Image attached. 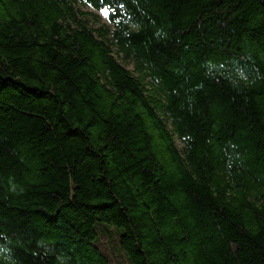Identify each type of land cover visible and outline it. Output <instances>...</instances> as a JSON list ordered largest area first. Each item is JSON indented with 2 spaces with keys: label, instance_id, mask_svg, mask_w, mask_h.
<instances>
[{
  "label": "trees",
  "instance_id": "obj_1",
  "mask_svg": "<svg viewBox=\"0 0 264 264\" xmlns=\"http://www.w3.org/2000/svg\"><path fill=\"white\" fill-rule=\"evenodd\" d=\"M0 264H264V0H0Z\"/></svg>",
  "mask_w": 264,
  "mask_h": 264
},
{
  "label": "rangeland",
  "instance_id": "obj_2",
  "mask_svg": "<svg viewBox=\"0 0 264 264\" xmlns=\"http://www.w3.org/2000/svg\"><path fill=\"white\" fill-rule=\"evenodd\" d=\"M103 17H104V15H103ZM128 68L132 69V66H131V65H129V66H128Z\"/></svg>",
  "mask_w": 264,
  "mask_h": 264
}]
</instances>
